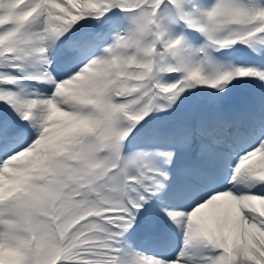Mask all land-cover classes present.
Segmentation results:
<instances>
[{
    "label": "snow or ice",
    "instance_id": "snow-or-ice-1",
    "mask_svg": "<svg viewBox=\"0 0 264 264\" xmlns=\"http://www.w3.org/2000/svg\"><path fill=\"white\" fill-rule=\"evenodd\" d=\"M0 264H264V0H0Z\"/></svg>",
    "mask_w": 264,
    "mask_h": 264
},
{
    "label": "rangeland",
    "instance_id": "rangeland-1",
    "mask_svg": "<svg viewBox=\"0 0 264 264\" xmlns=\"http://www.w3.org/2000/svg\"><path fill=\"white\" fill-rule=\"evenodd\" d=\"M202 216L205 218V220H210L211 217L213 216V211L212 213H203Z\"/></svg>",
    "mask_w": 264,
    "mask_h": 264
}]
</instances>
